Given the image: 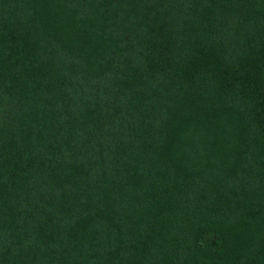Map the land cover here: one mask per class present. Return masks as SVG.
<instances>
[{
    "label": "trees",
    "instance_id": "obj_1",
    "mask_svg": "<svg viewBox=\"0 0 264 264\" xmlns=\"http://www.w3.org/2000/svg\"><path fill=\"white\" fill-rule=\"evenodd\" d=\"M0 264H264V0H0Z\"/></svg>",
    "mask_w": 264,
    "mask_h": 264
}]
</instances>
